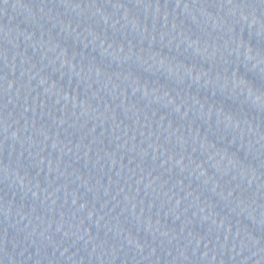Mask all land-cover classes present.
Wrapping results in <instances>:
<instances>
[{
	"label": "water",
	"instance_id": "water-1",
	"mask_svg": "<svg viewBox=\"0 0 264 264\" xmlns=\"http://www.w3.org/2000/svg\"><path fill=\"white\" fill-rule=\"evenodd\" d=\"M0 264H264V0H0Z\"/></svg>",
	"mask_w": 264,
	"mask_h": 264
}]
</instances>
